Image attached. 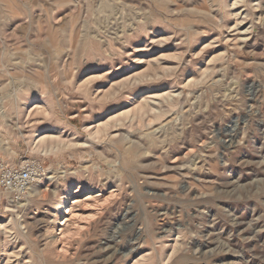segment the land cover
<instances>
[{"label": "rangeland", "instance_id": "374dc122", "mask_svg": "<svg viewBox=\"0 0 264 264\" xmlns=\"http://www.w3.org/2000/svg\"><path fill=\"white\" fill-rule=\"evenodd\" d=\"M26 159L0 264H264V0H0V161Z\"/></svg>", "mask_w": 264, "mask_h": 264}, {"label": "built area", "instance_id": "2783aa9c", "mask_svg": "<svg viewBox=\"0 0 264 264\" xmlns=\"http://www.w3.org/2000/svg\"><path fill=\"white\" fill-rule=\"evenodd\" d=\"M42 170L41 164L29 159L16 163L0 161V191L10 203H16L23 199Z\"/></svg>", "mask_w": 264, "mask_h": 264}, {"label": "bare ground", "instance_id": "6f19581e", "mask_svg": "<svg viewBox=\"0 0 264 264\" xmlns=\"http://www.w3.org/2000/svg\"><path fill=\"white\" fill-rule=\"evenodd\" d=\"M157 97V96H156ZM146 98H153V96L152 95H147V97ZM42 104H44V103H42V102H36L35 104H32V108H31V112H34V111H38V110H40V109H42L43 108V105ZM144 110V109H143ZM118 116V114L117 115H114L113 117H111V118H109V121H111L112 119H114V121H115V118ZM121 117V116H120ZM119 120V119H118ZM111 123V122H110ZM109 126V125H108ZM96 129V128H95ZM48 134V133H47ZM51 135V134H50ZM55 135V134H54ZM54 138H55V136L53 137V136H49V135H45V136H42V138H40L39 139V143H40V145H42V144H44L46 141H54ZM56 140H57V138H56ZM48 141V142H49ZM98 197H99V195L97 194V195H91V194H88L87 196H86V198L84 199V200H79L78 198H76V199H73L72 201H70L69 202V204L68 205H71L70 206V208H68L67 210H66V212L64 213V215H66V216H70V218H73V211H72V209H73V207H74V205H77V204H79V203H81V202H84V201H90V200H97L98 199ZM105 202V201H104ZM103 203V202H102ZM101 204V203H100ZM72 214V215H71ZM74 216H75V214H74ZM70 218H64V223H62L61 224V226H65V223L66 222H68V221H70ZM72 220V219H71ZM0 229H4L3 228V226L1 227L0 226ZM62 230V229H61Z\"/></svg>", "mask_w": 264, "mask_h": 264}]
</instances>
